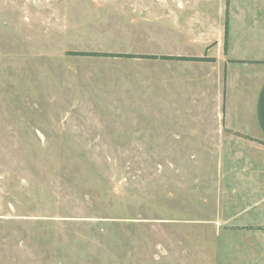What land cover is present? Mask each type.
Returning <instances> with one entry per match:
<instances>
[{
  "label": "rangeland",
  "instance_id": "374dc122",
  "mask_svg": "<svg viewBox=\"0 0 264 264\" xmlns=\"http://www.w3.org/2000/svg\"><path fill=\"white\" fill-rule=\"evenodd\" d=\"M263 35L264 0H0V264H264L220 223L233 171L262 167L249 160L264 148L226 131L184 145L164 131L177 116L108 113L128 98L150 111L158 88L166 103L168 71L190 64L69 54L246 61L264 57ZM235 63L233 130L255 136L260 76ZM201 75L187 91L215 99Z\"/></svg>",
  "mask_w": 264,
  "mask_h": 264
},
{
  "label": "crops",
  "instance_id": "0c3cea01",
  "mask_svg": "<svg viewBox=\"0 0 264 264\" xmlns=\"http://www.w3.org/2000/svg\"><path fill=\"white\" fill-rule=\"evenodd\" d=\"M262 35V32L260 33ZM253 48H259L264 50V35L255 40L252 45ZM219 49V43L218 48ZM221 54V53H220ZM217 57H188V58H201L202 61H174V63H185L190 65H183L184 67H176L173 72L168 71L166 76L167 82V102L164 103L161 99L160 91L158 88V95L156 99L152 101L151 105H157L156 108L147 111L142 110L141 101L129 99L124 101V106L114 108L109 114H116L121 117L122 121H142L143 119H137L139 116H144L151 112L152 120L157 122L159 120H166L172 122L174 117L177 116L178 125L175 130L168 127L167 130L170 135L174 136L175 140H184L178 142L180 144L189 145L197 143L196 140H200L202 144H217L218 141L212 142L211 140L219 139V136H223L226 131L228 134H232L236 139H248L250 144L254 146L264 148V57L254 58L252 60H230L224 55ZM157 56V55H156ZM169 56V55H160ZM183 57V56H176ZM159 60V59H157ZM235 62L247 64L255 68L253 72L260 76V80L255 88L253 105H252V124L256 135L247 136L233 130V113L228 107L229 89L233 87V73L239 75V70H233V67L237 66ZM246 62V63H245ZM202 64H208L210 68H204ZM215 65V69H213ZM218 66V67H216ZM211 73L210 80L214 82L215 99L214 96H209L205 90L199 85L197 91H187L188 88H194L195 84H200L205 79H201L200 76L203 71ZM251 69H249L250 71ZM189 76H186V73ZM252 72V71H250ZM196 74V75H195ZM191 75V76H190ZM195 75V76H193ZM208 81V78H206ZM133 92V91H132ZM207 98H211L213 101V117L207 118ZM192 100L197 104L195 110H180L177 107L181 101ZM166 104V110H162L160 106ZM172 103V106L171 104ZM132 106H135L133 109ZM152 106V108H153ZM140 107V108H139ZM199 107V108H198ZM130 119H127V117ZM188 123H192L187 125ZM193 123H199L201 127L195 128ZM241 135V136H239ZM223 137L221 138V140ZM210 140V141H204ZM220 144H224L220 142ZM257 149V148H256ZM234 156V155H233ZM233 156H230L233 159ZM240 155H237L234 161ZM255 160L254 162H262L260 165L254 164L250 168H244L241 170H234L233 176L238 178L237 186L231 187V192L234 197L237 198V203L232 202L230 205H224L225 215L221 220L222 226L230 228V236L225 237H250L255 239L253 245L251 240L249 241L248 250H252L254 256L261 255L264 261V156H254L250 158Z\"/></svg>",
  "mask_w": 264,
  "mask_h": 264
},
{
  "label": "trees",
  "instance_id": "16d2710c",
  "mask_svg": "<svg viewBox=\"0 0 264 264\" xmlns=\"http://www.w3.org/2000/svg\"><path fill=\"white\" fill-rule=\"evenodd\" d=\"M70 55L77 56H92V57H109V58H129V59H146V60H174V61H202L201 58H188V57H176V56H156V55H130V54H101V53H69Z\"/></svg>",
  "mask_w": 264,
  "mask_h": 264
}]
</instances>
